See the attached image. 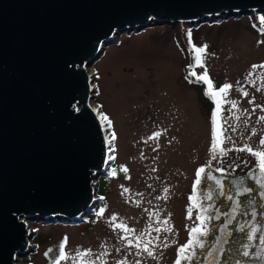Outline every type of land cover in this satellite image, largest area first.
Wrapping results in <instances>:
<instances>
[{
  "label": "water",
  "instance_id": "95a60500",
  "mask_svg": "<svg viewBox=\"0 0 264 264\" xmlns=\"http://www.w3.org/2000/svg\"><path fill=\"white\" fill-rule=\"evenodd\" d=\"M249 11L264 12V0H0V264L35 251L26 220H80L100 201L97 178L109 173L115 146L91 107L96 75L87 68L115 35L151 21L197 25ZM201 167L222 187L202 176L196 193L207 212L196 209L208 217V234L204 248L181 264H264L257 164L238 172ZM253 227L257 239L248 241ZM64 239L44 251L46 264Z\"/></svg>",
  "mask_w": 264,
  "mask_h": 264
},
{
  "label": "rangeland",
  "instance_id": "374dc122",
  "mask_svg": "<svg viewBox=\"0 0 264 264\" xmlns=\"http://www.w3.org/2000/svg\"><path fill=\"white\" fill-rule=\"evenodd\" d=\"M260 16L264 12L229 15L223 12L197 25L151 21L138 30H123L115 35L117 41L106 45L103 54L87 68L96 75L93 106L101 120L102 113L112 122L110 128L103 123L108 139L115 133L112 142L115 158L109 164V173L97 178L95 195L103 197L93 207L94 211L80 220H26L34 232L30 241L35 251L29 253L28 259L18 258L16 264H46L44 251L62 237L67 238L64 251L68 258L60 264H79L81 260L95 264H117L121 260L127 264L137 261L174 264L178 248L189 239L190 228L199 223L196 208L192 219L187 216L197 170L206 163L232 172L257 164L256 158L247 152L228 151L213 158L209 149L215 104L208 96L202 98L185 73L194 70L201 74L206 67L217 88L224 83L234 86L227 99L236 100L238 107L231 109L230 104H224L221 114L225 136L231 137L225 139L223 147L232 149L248 144L260 149L264 121H259V117L264 116V90L256 91V88L264 82L257 80L252 85L245 80L253 64L264 63ZM189 30L193 44L207 45L204 67L195 65L187 37ZM191 61L193 67L189 70ZM195 83L204 93L206 85ZM240 85L249 92L248 97L237 90ZM157 131L161 132L157 140L147 139ZM121 166L128 169L127 173L120 171ZM112 169H116L115 176L110 175ZM101 208L104 213L98 217L96 213ZM113 216L115 221L111 219ZM165 219L172 231L155 232L156 227H165L161 223ZM121 222L133 229V233L111 226ZM142 233L154 241L150 245L154 257H149L142 248L126 246V241L121 240L125 235L134 240ZM88 249H91L89 256H77V252Z\"/></svg>",
  "mask_w": 264,
  "mask_h": 264
},
{
  "label": "snow or ice",
  "instance_id": "6c2138e0",
  "mask_svg": "<svg viewBox=\"0 0 264 264\" xmlns=\"http://www.w3.org/2000/svg\"><path fill=\"white\" fill-rule=\"evenodd\" d=\"M259 21L261 24L260 30L262 32H264V16H260L259 17ZM187 37H188V42L191 45V51L195 57V65L199 66V67H204V54L207 52V45H203V46H196L195 44L192 43V33L189 30L187 33ZM189 67H193L192 65H189ZM257 70H264V63H260V64H253L251 66V71H249L248 76L245 77V80L247 81V83L252 84V85H256L257 80L264 82V71L258 72ZM255 76L256 79H249V77H253ZM191 77H195V81H192L190 78ZM186 79H189L190 82H202L204 85H206L205 87V92L204 94L206 96H208L215 104V108L212 112L211 115V122H212V140H211V146H210V152L213 154V158H215L216 154L219 153L220 155H226L228 151H239V152H247L249 153L251 156L255 157L257 160V167L260 170V173L262 176H264V136H262L259 139V144L262 146L260 149H253V147L251 145L245 144L243 145V147H239V148H235V146L232 149H228L223 147L225 139H231L230 136L226 137L225 136V131L226 129L224 128L223 124L221 123V114L224 111L223 109V105L224 104H230L231 105V109H235L238 107V102L236 100H228L227 96L230 92V90L233 89V85L230 83H224L223 85H220L218 88L215 86L213 80L210 78L207 68L204 67V71L201 74H198L196 71H191L189 72L188 76L186 77ZM237 84L239 85L240 82L238 81ZM240 94L244 97H248L249 96V92L243 87V85H240L239 88L237 89ZM264 90V83L261 84L260 87L256 88V91H261ZM254 97L249 100V103H253L254 102ZM257 108L262 107L260 105H256ZM231 109H229V111H231ZM244 111H247L246 109ZM253 111H255V108L253 109ZM234 118L239 120V116H235L233 114ZM101 117H102V121L103 123H105L109 128L111 127V120L104 114L101 113ZM259 121H264V116L259 117ZM233 131H235V128H233ZM252 134L255 135V129L252 130ZM161 136V132L157 131L154 132L151 136H149L147 139L148 140H157L159 137ZM115 140V133L111 134V139L108 140V143L111 144L113 141ZM147 142V141H145ZM110 151L112 149H109ZM109 160H113L114 156H109L108 157ZM120 171H123L125 173H127L128 169L124 166H121ZM153 171H155V169H153ZM217 171H224V169L219 168L217 169ZM110 175L115 176L116 175V169H112ZM202 176L205 179H211L214 180L215 183L219 186L222 187V182L221 180L217 179L215 176H210V175H206V169L205 167H201L197 170L196 172V180L194 182L193 185V193L192 195L189 196V207L187 210V216L189 219H192V215H193V209L194 208H198L200 210V213H206L207 209L203 206L202 203H200L199 198L197 197V193H196V188L198 185L202 184ZM258 183H260L262 186H264V180H260L258 181ZM168 189L165 188L164 192L167 193ZM252 189L251 188H246L244 189V192H251ZM124 192H128V189H124ZM123 194V193H122ZM201 196H203L205 199H211V196L206 194L205 192H201L200 193ZM166 198V197H165ZM159 199V197H158ZM229 199H231V197H229ZM137 203H139V201H137ZM104 213V209L101 208L96 215L102 216ZM112 221L116 220V217L113 216ZM208 219L207 216L205 215H201V214H197L196 216V220L199 221L198 224H196L195 226L191 227L189 230V239L188 241L181 245L178 250H177V259L175 261V264H181L182 261H192L195 256H196V249L197 248H204V241L201 239L202 237L206 236L208 234V230L206 228V220ZM165 227H156L155 228V232L159 233L161 231H165V232H171L172 229L170 227H167L168 225V220L165 219L161 222ZM113 227V229H121L123 230L124 233L127 234H131L133 233V229L129 228L126 224H124L123 222L121 223H113L111 225ZM150 231H151V226H149ZM150 231L148 233V235L150 236ZM241 231H243V227L241 228ZM259 231L258 228L253 227L250 231V233L247 235L246 239L248 241H253L255 239H257L256 233ZM156 240H159V237L155 238ZM258 239L260 240L261 244H264V236H260L258 237ZM121 240L126 241V246H134L137 249H141L143 250L144 253H147V255L149 257H154V250L153 247H150V245H153L154 241L152 239H146L145 238V234H141L139 236H136L135 239H129L127 235L122 236ZM67 243V238L64 239L63 242L60 243L59 245V255L57 258L54 259L53 264H60L61 260H65L67 259V255L64 251L65 249V245ZM167 244H164V247H167ZM247 245H244V248L247 249ZM52 249H49V252H51ZM117 251H119V249H117ZM91 254V249L88 250H84L83 252H77V256L78 257H86L89 256ZM105 253H102L101 255H104ZM139 254V253H137ZM244 256H248L249 255V251L248 250H244L242 253ZM45 255H48V253L46 252ZM257 256H260L261 253L257 252L256 253ZM99 259V257H98ZM79 264H95V261H84L81 260L79 262ZM117 264H127L126 260H121V261H117ZM136 264H140V261H137Z\"/></svg>",
  "mask_w": 264,
  "mask_h": 264
},
{
  "label": "trees",
  "instance_id": "16d2710c",
  "mask_svg": "<svg viewBox=\"0 0 264 264\" xmlns=\"http://www.w3.org/2000/svg\"><path fill=\"white\" fill-rule=\"evenodd\" d=\"M189 65H192L193 66V61H191V62H189L188 63ZM189 65L187 66L188 68H189V70L191 69L190 67H189ZM187 68V69H188ZM188 74H189V72H187V73H185V76L187 77L188 76ZM192 81H195V77H191L190 78ZM189 80V79H188ZM190 81V80H189ZM194 83V86L200 91V93H201V95H202V98L203 99H205V94L202 92V90L200 89V87L197 85V83H195V82H193ZM211 103H208V105H210ZM203 105H207V103L205 102V100H203ZM209 108V107H208ZM209 110V109H208ZM87 215V214H86ZM86 217V216H85Z\"/></svg>",
  "mask_w": 264,
  "mask_h": 264
},
{
  "label": "bare ground",
  "instance_id": "6f19581e",
  "mask_svg": "<svg viewBox=\"0 0 264 264\" xmlns=\"http://www.w3.org/2000/svg\"><path fill=\"white\" fill-rule=\"evenodd\" d=\"M120 38V37H119ZM90 104H91V107L93 108V109H95V107L93 106V100L92 99H90ZM96 110V109H95ZM98 114V113H97ZM99 115V114H98ZM99 118H100V115H99ZM100 120H101V118H100ZM101 125H102V128H103V132H104V134H105V137L106 138H108V134L106 133V131H105V127H106V125L105 124H103V121H101ZM97 195H99V194H97ZM96 195V196H97Z\"/></svg>",
  "mask_w": 264,
  "mask_h": 264
},
{
  "label": "flooded vegetation",
  "instance_id": "af4514ba",
  "mask_svg": "<svg viewBox=\"0 0 264 264\" xmlns=\"http://www.w3.org/2000/svg\"><path fill=\"white\" fill-rule=\"evenodd\" d=\"M262 136H264V133L261 134V137H262ZM245 169H247V168H241V169L238 170V171H242V170H245ZM128 238H129V237H128Z\"/></svg>",
  "mask_w": 264,
  "mask_h": 264
}]
</instances>
